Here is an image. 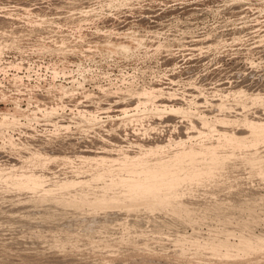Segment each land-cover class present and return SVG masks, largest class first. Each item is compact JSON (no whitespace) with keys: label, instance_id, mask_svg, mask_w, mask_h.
<instances>
[{"label":"rangeland","instance_id":"374dc122","mask_svg":"<svg viewBox=\"0 0 264 264\" xmlns=\"http://www.w3.org/2000/svg\"><path fill=\"white\" fill-rule=\"evenodd\" d=\"M251 120L264 0H0V264H264Z\"/></svg>","mask_w":264,"mask_h":264},{"label":"bare ground","instance_id":"6f19581e","mask_svg":"<svg viewBox=\"0 0 264 264\" xmlns=\"http://www.w3.org/2000/svg\"><path fill=\"white\" fill-rule=\"evenodd\" d=\"M154 91V90H153ZM147 92V91H146ZM154 92H156V91H154ZM143 93H145V92H143ZM152 93V91L150 92V94ZM149 94V95H150ZM151 97V96H150ZM138 99V98H137ZM140 99H142V98H140ZM144 100V99H143ZM147 100V99H146ZM140 101V100H139ZM143 102V101H142ZM139 103V102H138ZM137 106V105H136ZM253 117V116H252ZM252 121V120H251ZM254 121V120H253ZM252 121V125H251V128H252V130H254V131H261V130H264V124L263 123H261L260 121V123H256V122H253ZM258 121V120H257ZM249 123V122H248ZM205 124H207V123H205ZM250 125V124H249ZM197 127V126H196ZM204 127V126H203ZM202 127V128H203ZM196 129V128H195ZM198 129V128H197ZM218 129V128H217ZM203 130H201V132H202ZM204 131H205V129H204ZM155 132V131H154ZM146 133V132H145ZM141 144V143H140ZM142 145V144H141ZM34 150V149H33ZM193 151V149L192 148H189V150H188V153H190V152H192ZM32 154V153H31ZM39 154V153H38ZM85 156V155H84ZM177 157L178 156V154H175L174 156H171V157H169V158H172V157ZM37 157V156H36ZM65 157V156H64ZM136 157V156H135ZM135 157H132L133 159H132V161H134L135 160V163L133 164L134 166L132 167V168H129L125 173H123V174H121V178H123L126 182H131L132 181V177L135 175V174H137V173H139V174H146V175H148L147 177H150V176H154V175H156L157 173H158V171H160V169H162V167H164L165 165H166V162H168V159H166V160H164V161H162L161 163H159L158 165H156V166H148V167H146V166H142V164H140L141 163V161H143L142 159H138V156H137V158H135ZM38 158V157H37ZM101 158V157H100ZM128 158H130L129 156H125V157H123V158H119V159H117V160H121V159H123V160H128ZM29 159V158H28ZM59 159V158H58ZM62 159V158H61ZM90 159V158H89ZM92 159V158H91ZM138 159V160H137ZM57 160V159H56ZM137 160V161H136ZM66 163L64 164V165H66L67 164V162H70V156H69V159L67 158L66 160H64ZM36 161H34V163H35ZM38 162H40V161H38ZM72 162V161H71ZM70 162V163H71ZM76 162V161H75ZM36 164H37V162H36ZM35 164V165H36ZM44 164H45V161L44 162H40V163H38V165L39 166H44ZM1 165H2V163H1ZM10 166V165H9ZM31 167V166H30ZM45 167V166H44ZM41 168V167H40ZM33 169V168H32ZM17 170V169H16ZM15 170V171H16ZM31 170V169H30ZM41 170V169H40ZM12 171V170H11ZM25 173H26V171H25ZM28 173V174H27ZM26 174H24V172H23V174L21 173L20 175H22V176H24L25 178H23V179H20V180H17L16 181V185L17 186H25V187H27V188H33V187H40L42 184H43V182H45V181H47V180H45V177H46V175H44V174H42L39 170H34L33 172H31V171H29V172H27ZM13 174V173H12ZM14 175V174H13ZM12 175V176H13ZM115 175H117V174H115ZM18 176V175H17ZM98 178H100V177H102V176H105V174L104 173H98L97 175H96ZM2 177L4 178L3 180H12V179H10L11 178V174H8V175H2ZM1 178V177H0ZM18 178V177H17ZM115 178H117V176H114V179ZM65 179V178H64ZM1 180V179H0ZM2 181V180H1ZM64 181V180H63ZM71 181L72 180H69V178H68V180H66L65 182H63V186H68L69 184H71ZM6 182H8V181H6ZM6 182H4V183H6ZM145 181H143L142 183H140V184H143ZM10 183V182H9ZM59 184H61L60 182H59ZM52 185V184H51ZM50 185V186H51ZM56 185V184H55ZM62 185V184H61ZM60 185V186H61ZM53 188H52V186L49 188V189H47V191H50V190H52ZM42 190V189H41ZM40 190V191H41ZM43 191V190H42ZM44 192V191H43ZM40 193V192H39ZM40 239V238H39ZM39 254V253H38ZM92 260V259H91ZM49 263V262H48ZM104 263H106V262H104Z\"/></svg>","mask_w":264,"mask_h":264}]
</instances>
